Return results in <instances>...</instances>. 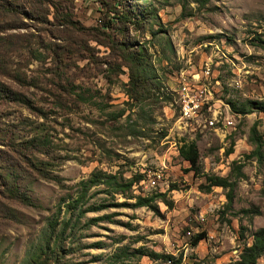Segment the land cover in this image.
<instances>
[{
    "label": "rangeland",
    "instance_id": "rangeland-1",
    "mask_svg": "<svg viewBox=\"0 0 264 264\" xmlns=\"http://www.w3.org/2000/svg\"><path fill=\"white\" fill-rule=\"evenodd\" d=\"M106 5L0 0V264H24L46 220H60L78 182L93 171L136 179L124 192L103 182L87 187L85 211L77 222L72 216L74 226L61 236L58 264H118L108 257L121 246L181 254L180 264H231L250 233L264 227V112L230 108L264 101V51L254 39L263 35L264 0H124L131 14H140V26H122ZM119 42L144 51L149 89L137 98L125 93L128 68ZM180 72L207 99L199 125L193 120L184 129L176 126L173 91ZM160 89L171 99L158 97ZM213 109L232 125L202 126ZM252 125L263 141L260 162L249 156ZM31 137L42 142L38 149L22 147ZM182 140L195 141L201 173L226 176L232 161L242 163L227 208L225 189L199 188L203 176L177 154ZM153 172L159 178L150 186ZM9 183L33 203L13 197ZM155 192L171 206L159 199L153 210L133 206L134 196ZM196 233L203 237L191 246ZM121 264L167 263L141 255Z\"/></svg>",
    "mask_w": 264,
    "mask_h": 264
},
{
    "label": "trees",
    "instance_id": "trees-1",
    "mask_svg": "<svg viewBox=\"0 0 264 264\" xmlns=\"http://www.w3.org/2000/svg\"><path fill=\"white\" fill-rule=\"evenodd\" d=\"M208 0H200L202 4ZM100 4L106 5L111 4V8L108 10L113 13L115 19L124 26L127 23L132 25L140 26L142 22L141 18L137 15L138 13L131 14V11L124 7V0H99ZM114 3L117 5L115 6ZM107 6V5H106ZM7 9H12L10 6H6ZM105 23H109L108 21ZM122 31V27L119 28ZM255 42L257 46L264 51V28L263 35L255 36ZM112 42V41H111ZM120 48V59L128 68V79L125 82L126 88L125 93L129 99L137 98L138 91L148 90L147 88V78L143 72L142 59L144 56V51L140 48H133L131 43L119 42ZM156 88L158 87L155 85ZM161 86L158 87V89ZM146 88V89H145ZM158 97H161L165 100H169L170 93L166 91H159ZM231 111L237 114H244L250 111H260L264 112V101L247 99L243 104H240L239 107H236L232 102L230 103ZM164 132H161L163 134ZM248 140L254 145L253 149L249 152V156L254 157L257 162L262 161L263 152L260 136L257 134L254 125L249 128ZM22 144V143H21ZM17 144V145H21ZM42 145V142L39 138L31 137L28 140H25L23 143V148H34ZM231 152L230 145L226 148L224 153L228 154ZM178 156L188 163V170H191L195 175H201L204 178V182L199 184V188L206 192L212 186H217L225 189V204L224 207H228L233 198L234 189L236 186V181L243 176L241 172L242 163L237 161L231 162V167L229 173L226 176H219L216 174H204L201 173L199 165V153L196 147L194 140H182L177 147ZM29 166L33 169H38L36 164L33 162L29 163ZM136 179V178H135ZM134 178H129L126 181L122 182L117 179L114 174H105L100 171H93L89 174L86 180H81L78 182V190H76V196L73 199L68 200L64 203L63 215L58 220V215L50 216L46 222L45 226L41 231L40 238L34 249L27 253L24 264H58L57 250L61 249L60 241L62 240L61 236L66 231L67 227L72 228L73 222L78 221V217L82 215L85 209L81 208V203L84 200V195L89 187L92 184L103 182L106 185L110 186L112 191L124 192L129 189L132 183L135 180ZM172 187V186H171ZM7 190L13 197H18V199L27 205L33 203L29 196L24 192H19L17 187L8 184ZM159 199L167 206H171V201L164 198V194L161 192H155L148 196L136 195L134 196L133 206H145L151 210L155 209L153 201ZM100 207V206H98ZM97 209V208H96ZM59 208L57 209V213ZM244 215H249L250 213H257L256 210H250L249 208H241L239 210ZM56 213V214H57ZM67 214V216H66ZM74 216V221L71 222V218ZM94 220V218H90ZM91 222L89 221L88 224ZM92 224V223H91ZM251 240L249 244L244 243L238 252L237 259L233 260L231 264H264V227H258L253 230L251 233ZM203 237L202 233H196L190 237L189 244L194 246L199 239ZM145 255L150 259H160L162 262L167 264H180L181 254L172 255L169 253L155 252L153 250H147L143 247H135L128 250L127 247L121 246L118 247L116 251L112 252L108 261L111 263H123L124 259H129L131 257H139ZM260 260V261H258ZM190 264H205L203 262L194 261Z\"/></svg>",
    "mask_w": 264,
    "mask_h": 264
},
{
    "label": "built area",
    "instance_id": "built-area-1",
    "mask_svg": "<svg viewBox=\"0 0 264 264\" xmlns=\"http://www.w3.org/2000/svg\"><path fill=\"white\" fill-rule=\"evenodd\" d=\"M203 73H208L207 64H205ZM179 77L180 81L177 84V89L173 90L178 94V118L176 126L184 129L188 122H193V120L199 125L197 117L200 115L202 104L207 103V99L201 98L199 90H193L189 87L181 72ZM192 77H197V73L193 74ZM220 114L219 110L213 109L210 115L202 117V126H216V130H220V127H230L233 123L231 117L227 114ZM147 177L149 185L152 186L157 182L159 174L153 172L152 176L148 175Z\"/></svg>",
    "mask_w": 264,
    "mask_h": 264
},
{
    "label": "bare ground",
    "instance_id": "bare-ground-1",
    "mask_svg": "<svg viewBox=\"0 0 264 264\" xmlns=\"http://www.w3.org/2000/svg\"><path fill=\"white\" fill-rule=\"evenodd\" d=\"M208 127V126H207ZM209 127H213V126H209Z\"/></svg>",
    "mask_w": 264,
    "mask_h": 264
}]
</instances>
